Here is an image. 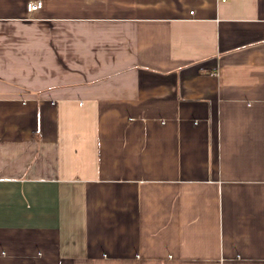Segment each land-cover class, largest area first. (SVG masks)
<instances>
[{
  "label": "crops",
  "instance_id": "0c3cea01",
  "mask_svg": "<svg viewBox=\"0 0 264 264\" xmlns=\"http://www.w3.org/2000/svg\"><path fill=\"white\" fill-rule=\"evenodd\" d=\"M0 264H264V0H0Z\"/></svg>",
  "mask_w": 264,
  "mask_h": 264
},
{
  "label": "built area",
  "instance_id": "2783aa9c",
  "mask_svg": "<svg viewBox=\"0 0 264 264\" xmlns=\"http://www.w3.org/2000/svg\"><path fill=\"white\" fill-rule=\"evenodd\" d=\"M226 1V0H222ZM43 8V2L42 1H31L26 5V10L28 14H35L37 11L41 10Z\"/></svg>",
  "mask_w": 264,
  "mask_h": 264
}]
</instances>
